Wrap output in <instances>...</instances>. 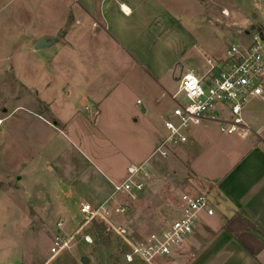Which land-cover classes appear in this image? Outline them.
<instances>
[{"label":"rangeland","instance_id":"obj_1","mask_svg":"<svg viewBox=\"0 0 264 264\" xmlns=\"http://www.w3.org/2000/svg\"><path fill=\"white\" fill-rule=\"evenodd\" d=\"M187 1H179L178 6V0H169V3L176 11L172 16L179 21L184 20L193 30H185L183 35L179 30H169L166 34L163 30H154L150 36L164 34L158 42L146 46L151 70L155 64L163 71L164 79L160 84L170 94L178 90L181 73L193 70L199 73V68L205 65L204 56L218 54L222 58L220 60H225L230 47L250 43V37L244 34V29L249 31V26L254 24L257 28L264 27V4L256 6L252 0H198L201 10H214L216 13L215 18L209 20L211 24L204 26L202 14L196 19L184 15L182 17V10L187 4L192 13L200 11V6L193 0ZM116 9L106 10L107 30L115 35L118 33L116 30H130L128 25L133 21ZM225 10L230 12L229 17L222 15ZM97 29L105 28L100 19L88 13L80 0H0V118L18 109L15 117L0 132V264H83L82 259L85 257L89 260L88 264H127L125 260L116 257L125 254L127 250L119 246L123 245V241L115 231L107 229L113 247V250H109L100 242L92 224L84 227L79 225L76 219L80 213L79 204L73 205L71 210H64L63 207L70 203L67 199L69 196L61 186L64 187L66 181L63 182L59 177L55 180L51 174L50 178L43 177L46 172L44 169L48 167L47 159L51 162L58 160L59 165L54 164L56 169L68 162V154L55 152L51 158L44 159L42 155L46 154L38 155L32 152L30 146L35 138L33 136L38 135L37 143L44 142L48 146L52 140L56 141L58 149L63 148L58 136L53 137L44 129L36 132L37 126L42 128L43 125L28 111L49 120L55 113L61 117L71 115L75 107L74 99L80 96L82 90L66 81L63 64L65 55L60 45L64 43L68 30ZM123 33L125 36L122 37L117 34L123 45L129 47V51L140 59L137 56L139 52L134 50L140 46L134 44L138 35ZM50 37L55 42L35 51L39 40ZM110 46L104 49L101 56L98 55L103 62L100 66L103 73L101 78L110 77L113 73L127 76V73L124 74L125 67L120 66L124 56L114 53ZM117 57L118 60L114 59ZM142 73L136 69L134 76L128 78V83L125 80V85L119 86L122 94L120 101H117L116 95L109 99L97 126L77 125L76 132L83 134L82 137L87 140V147H80L89 161H85L82 166L79 184H89L96 188L101 182L107 188L105 179L91 178L88 181V172L90 175L97 174L95 166L103 167L105 173H108V165L94 161L102 159L107 164L119 167L125 163H137L138 166L139 161L148 157L154 143L161 136L168 135L164 125L165 116L166 113L172 115L174 103L169 96H162L163 90L160 92L154 86L147 87V79ZM153 75L160 81L156 74ZM70 91L73 92V99L68 96ZM50 99L58 100L57 105L50 108L44 101ZM136 99L148 106L151 100L158 99V111L155 109L146 115L133 112L132 104ZM180 147L176 148L178 152ZM28 148H31L28 156L34 161L33 165L25 168L22 166L25 154L21 151H27ZM67 150L64 146V152ZM146 164L152 176L145 189L133 196L118 195L110 204L112 223L116 228L126 230L130 239L136 241L161 232L176 220L183 195H201L194 194L193 189V192L188 191L193 172L190 164L184 162L172 148L167 156L155 155ZM69 170L71 172V168ZM23 175L29 177L28 183L24 184L23 190L17 191V179ZM124 179H118L119 183ZM56 181L61 188L54 184ZM90 203L94 204V201ZM53 206L55 210L51 212L52 217H47L48 225L43 226L37 218L38 213L46 215ZM119 208H124V213ZM29 219L33 220V225L27 224ZM58 223L63 224L62 233L73 237V245L69 251L52 255L51 241L59 233ZM86 235L92 236L93 244L85 242Z\"/></svg>","mask_w":264,"mask_h":264},{"label":"crops","instance_id":"obj_2","mask_svg":"<svg viewBox=\"0 0 264 264\" xmlns=\"http://www.w3.org/2000/svg\"><path fill=\"white\" fill-rule=\"evenodd\" d=\"M179 1L184 3L185 0H178L177 6ZM193 1L197 5L200 4L198 0ZM223 1L230 2L231 0ZM252 1L256 6L264 4V0ZM80 2L84 4L90 15H94L101 20V24L105 28L104 30H68L64 43L60 45L64 49L63 64L66 81L74 84L76 89L81 88L82 93L80 96L75 97V107L71 115L66 117H61L58 113H55L51 115V120H49L36 112L28 111L43 125L42 128L37 126L36 129L38 130L36 132L44 129L51 136H58L59 138H57L61 140L63 145L62 149H58L55 146L56 141H49L48 146L47 143L43 144L44 142L40 143L38 141L37 143L36 138H38V135H35L30 144L32 152H37L38 155L46 154L42 155L44 159L51 158L55 152L57 154H68V162L60 168L56 167V169L54 164L59 165L58 160L51 162L50 159H47L46 165L48 167H45L46 172L43 174L44 178H50L51 174L55 180L59 177L61 180L63 179V182L66 181L64 187L61 186L69 196L67 199L70 203L67 207H63L64 210H71L73 205L79 204L80 206L81 203H87L94 207L105 204L111 200L115 186L124 183L127 179L129 167L137 165V163H125L122 167H119L98 159L94 162L108 165V173H105L103 167L95 166L97 174L90 175L88 172V181L91 178L92 180L105 179L107 188L103 187L104 185L101 182L99 183L100 186L96 188L89 184H79L82 166L85 161H89L80 147H87V140L82 137L83 134L76 132L77 125L90 126L91 124L97 126L105 104L114 95H116L117 101H120L122 94L119 91V86H124L125 80L128 83V78L134 76L133 73L136 69L144 73L142 74L147 79V87L149 85L154 86L160 89V92L161 90L164 91V93L161 92L163 97L169 96L170 93L160 84L161 80L164 79L162 76L164 75L163 71L155 64L152 65L151 70V62L146 57L149 54L146 46L158 42L162 34H166L169 30H179L182 35L185 30H193L184 20L179 21L172 16L176 14V11L170 5L169 0H80ZM187 3L189 2L187 1ZM98 4H100V11ZM106 4L110 6L108 7ZM199 6L200 11L192 13L187 4L182 10V17L184 15L188 16L189 19H196L202 14L204 26L210 25L209 20L215 18L216 13L213 12L214 10H201L202 6ZM116 8L133 21L131 25H128L130 30H116L118 33L116 32L115 35V33L107 30L106 10L112 11ZM222 15L229 17L231 14L225 10ZM252 26H256V24L250 25L249 28ZM154 30L156 32L163 30L164 33L150 36ZM123 32L138 35L134 39V44L138 43L140 46L134 50L139 52L137 56L140 59L129 51V47L126 48L123 45L120 40V37L125 36ZM247 32L248 30L244 29V34L250 36V34L247 35ZM110 44V48L114 49V53L117 55L120 53L124 56L120 66L125 67L124 74L127 73V76H117L113 73L110 77L101 78L103 73L100 66L103 62L100 61L98 55L101 56L104 49L108 48ZM93 51L95 53L91 54ZM213 56H204V67L199 68V73L194 70L192 72L201 76L206 71L209 60L220 61L222 59L218 54ZM225 56H227V53ZM118 58L114 59L118 60ZM153 74H156L157 79L159 78L160 81H157ZM182 75L183 73L180 74V77ZM68 96L73 99V92L70 91ZM44 101L50 108L57 105L58 102L56 99ZM150 102V106H148L142 100L136 99L132 104V111L146 115L150 111L157 110L158 99ZM17 110L8 114L5 113V117L0 118V121H2L0 132L5 124L15 117ZM168 115L166 113V116ZM244 118L253 130L246 137L223 133L217 124L206 123L187 132V142L179 145L181 146L180 152L176 150L179 146L172 147V151L175 150L184 162L190 164L193 172V179L188 184V191L190 192L193 189L194 192L192 190L191 192L194 194L206 196L214 209V215L209 216L206 212H203L199 216L193 235L187 242L171 256L158 258L153 264H264V102L257 98L248 104L244 110ZM165 137L161 136L154 143L148 157L139 161L138 164L141 165L151 160ZM64 146L68 149L66 152H64ZM31 148H28L27 151H21L25 154L22 162V166L25 168L33 165L34 159L28 156L31 153ZM55 148L56 150L51 152ZM69 168H71L72 173ZM121 172H123L122 175ZM120 176L125 178L122 183L118 181V179H121ZM28 179L29 177L26 175L18 178L16 190H23V186L28 183ZM54 184L57 186V181ZM61 186H57V188H61ZM87 194L89 195L87 196ZM91 200L94 201V204L90 203ZM113 201L115 199H112L110 203ZM52 210H55V206L46 215L38 213L37 218L43 226L48 225L47 217H52ZM78 217L79 215L76 219ZM28 222L29 225L34 224L33 220L29 219ZM58 230V234L62 233L59 228ZM53 240L54 238L51 241V247ZM17 256L20 259L19 253H17ZM117 258L124 260L119 256ZM137 262L141 261L136 260L132 264Z\"/></svg>","mask_w":264,"mask_h":264},{"label":"built area","instance_id":"obj_3","mask_svg":"<svg viewBox=\"0 0 264 264\" xmlns=\"http://www.w3.org/2000/svg\"><path fill=\"white\" fill-rule=\"evenodd\" d=\"M249 37V44L230 47L225 60H209L201 76L191 71L179 78L178 90L169 94L174 109L172 115L165 118L168 135L151 158L158 154L167 156L170 148L187 142L186 134L190 129L206 123L217 124L221 132L230 135L246 137L253 132L244 118V110L257 98L264 102V27L252 32ZM151 176L146 163L129 167L127 179L115 186L111 200L118 195L141 193ZM111 200L98 207L81 203L79 225L84 227L95 221L108 224L107 229L115 231L122 239L123 245L119 246L127 250L120 257L130 264L136 260L153 264L158 258L171 256L193 235L203 212L214 215L206 196L184 195L176 220L161 232L136 241L130 239L126 230L116 228L112 223ZM119 211L124 213L125 209L119 208ZM62 225L58 224L60 230ZM108 230L102 240L109 250H113ZM84 240L93 244L91 236H84ZM72 245L73 237L60 233L53 240L51 254L69 251Z\"/></svg>","mask_w":264,"mask_h":264},{"label":"water","instance_id":"obj_4","mask_svg":"<svg viewBox=\"0 0 264 264\" xmlns=\"http://www.w3.org/2000/svg\"><path fill=\"white\" fill-rule=\"evenodd\" d=\"M257 31V27L256 26H252L250 28V30L247 32V35L251 34L252 32ZM54 41L53 38H45L42 39L40 41L37 42V44L35 45V51H40L42 50L45 46H50ZM77 221L80 223V217H78ZM82 263L83 264H88L89 260L85 257L82 259Z\"/></svg>","mask_w":264,"mask_h":264},{"label":"trees","instance_id":"obj_5","mask_svg":"<svg viewBox=\"0 0 264 264\" xmlns=\"http://www.w3.org/2000/svg\"><path fill=\"white\" fill-rule=\"evenodd\" d=\"M92 226H94V228L97 230V234H98V238L100 240V242L106 247L108 248V246L103 242L102 237L105 234L106 230H107V226L105 223L102 222H97L95 221ZM109 249V248H108ZM118 257V256H117Z\"/></svg>","mask_w":264,"mask_h":264}]
</instances>
